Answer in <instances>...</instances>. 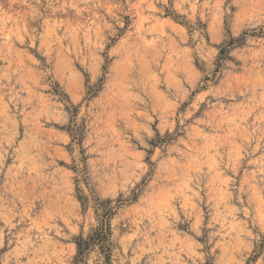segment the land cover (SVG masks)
<instances>
[{"label":"rangeland","instance_id":"obj_1","mask_svg":"<svg viewBox=\"0 0 264 264\" xmlns=\"http://www.w3.org/2000/svg\"><path fill=\"white\" fill-rule=\"evenodd\" d=\"M264 264V0H0V264Z\"/></svg>","mask_w":264,"mask_h":264},{"label":"trees","instance_id":"obj_2","mask_svg":"<svg viewBox=\"0 0 264 264\" xmlns=\"http://www.w3.org/2000/svg\"><path fill=\"white\" fill-rule=\"evenodd\" d=\"M97 247L101 252L105 253V263L108 264L110 253L109 230L107 226H101L93 232L87 239L79 238L77 242L78 256L82 257L86 250L91 247Z\"/></svg>","mask_w":264,"mask_h":264}]
</instances>
